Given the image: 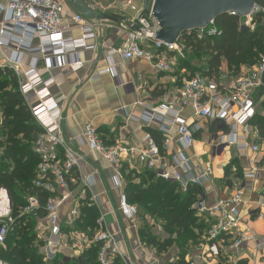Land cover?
<instances>
[{"label": "built area", "instance_id": "built-area-1", "mask_svg": "<svg viewBox=\"0 0 264 264\" xmlns=\"http://www.w3.org/2000/svg\"><path fill=\"white\" fill-rule=\"evenodd\" d=\"M84 1L92 9L101 12L112 7L109 4L104 5V8L102 2H94L98 7L95 8L90 2L92 0ZM105 1L122 3L120 15L126 18L125 24H119L123 31L119 48L109 49L106 56L111 59L116 54L125 61H143L156 73L173 72V55L180 54L186 48V39L202 40L220 35L212 21L203 28L185 32L174 43L161 42L155 39L159 28L150 14L152 0ZM71 11L63 1L57 0H0V12L3 13L0 21V68L11 71L17 79L18 92L32 120L40 129L33 138V151L39 162L31 186L32 189L54 194L46 199L42 208L46 220V226L42 229L48 233L45 239V262L54 258L56 248L62 249L61 255L74 257L90 244H96V264H132L130 257L121 250L118 234L104 229L102 218L97 221L99 230L90 237L77 232L67 235L61 233L62 225L73 227L76 224L83 206L82 203H75L69 208L67 206L74 192L69 180L78 172L81 156L71 151L63 141L60 110L49 92L53 79L44 80L38 65L41 58L45 63V70L69 69L80 64L79 51L97 48L93 42L98 40L100 34L98 21L86 20L73 11L69 14ZM228 15L237 18L239 29L253 31L259 16L264 23V0H256L251 12L245 17H238L235 12ZM75 28L80 32L78 39L68 36ZM34 40L36 46H32ZM3 49L9 50L10 54L5 56ZM28 56L32 60L25 63L24 59ZM114 69L115 65L111 61L108 68L98 72L96 76L110 73ZM263 73L264 56L260 57L250 71L233 79L221 72L212 77L193 75L184 80L166 104L147 108L144 119L147 123L158 126V131L164 137V154L169 153L173 144L172 128L177 142L184 149H191L196 133L202 130L201 122H216L225 129L220 137L217 136V140H220L218 147L233 146L239 151L258 153L260 150L256 142L259 137L250 122L257 111L255 96L262 87ZM137 80H140V76ZM137 105L144 106V102L138 101ZM185 110L190 111V119L199 122L189 123L181 115ZM78 141L105 162L107 170L111 172V188L118 193V212L132 224L137 219V210L128 203L123 192L120 175L122 163L130 164L135 161L142 169L153 171L156 178L175 183L181 192L189 187H201L212 177L210 166L201 168L197 174L193 173L190 158L183 152L173 156V163L169 166L166 156L160 153L149 135L144 137L142 149L126 147L120 142L107 145L92 124H85ZM259 172L264 173V167H253L242 176L233 192L212 204L197 197L193 209L196 216L207 224L200 244L204 258L216 261L227 255L234 262L241 257V248L245 243H253L255 250L260 249L261 242L250 228V219L245 220L241 216V208L246 205L242 193L244 190H252V182L258 179ZM95 176L78 177L77 190L82 199L88 201L87 205L96 207L97 197L90 191L95 183ZM262 192V199L258 202L259 209L264 207V188ZM25 203L20 215H35L41 209L36 195L27 196ZM15 219L10 196L5 189L0 188V248L12 231ZM0 264L6 263L0 259ZM188 264L195 263L191 261Z\"/></svg>", "mask_w": 264, "mask_h": 264}, {"label": "crops", "instance_id": "crops-1", "mask_svg": "<svg viewBox=\"0 0 264 264\" xmlns=\"http://www.w3.org/2000/svg\"><path fill=\"white\" fill-rule=\"evenodd\" d=\"M57 1H63L66 4L65 0ZM1 6H4V2L1 3ZM67 8L71 11L68 6ZM71 13L72 11L69 12V14ZM2 14L0 12V21L3 16ZM98 24L100 26V34L98 40L93 42L97 45V48L95 50L79 51V65L69 69L59 70L52 68L45 70V63L41 58L38 65L40 67V75L44 80L53 79L49 92L50 97L55 100L60 110L63 141L71 151L81 156L79 170L70 179L74 192L72 199L67 202L68 208L75 203L88 204V201L83 200L81 193L77 190L79 188L78 177L95 174V183L92 185L90 191L97 197V206L87 205V207H94L98 213L93 234L99 230L100 227L97 221L102 218L104 229L118 234L121 250L130 257L132 264H188L191 261L195 264H264V207L259 209L258 206V202L262 199L264 188L263 172H259L258 179L252 182L251 191H243L242 198L246 202V205L241 208V216L245 220L250 219V228L256 238L260 240L261 247L259 250H255L253 243H245L241 248V257L234 262L227 255L221 256L216 261L202 256L200 244L203 241L206 230L196 231V243L188 241L189 244L184 248L172 245L163 252H157L154 247L140 241L137 219L132 224L123 219L119 214L117 208L118 193L111 188L109 180L111 172L107 170L105 162L97 154L90 153L86 146L79 143L78 137L80 132L85 124H92L96 128L100 138L107 145L120 142L126 147L142 149L144 137L146 135L151 137L148 130L160 133L156 124L147 123L144 119L146 109L166 104L171 94L181 87V83L178 76L172 73H156L143 61H125L116 54L109 59L106 56V52L109 49L116 50L119 48L123 31L119 24L106 21L98 22ZM68 36L78 39L80 32L75 28L71 30ZM36 45L37 43L34 40L32 46ZM2 53L5 56L10 54L9 50L6 49H3ZM31 60L32 57L29 56L24 59L25 63H29ZM60 60L62 61V59ZM111 61L115 65L114 71L97 77L96 74L108 68ZM138 76H140V80H137ZM11 79H14L15 83H7L6 87L0 90V129L6 119L2 108L3 96L6 93H15V89L18 92V81L12 72L0 68V82L2 83L4 80H8L9 82ZM13 85H15V88ZM138 101H143L144 106L137 105ZM23 105L25 106L24 103ZM16 109L18 108L16 107ZM181 115L185 119H188L189 123L199 122L196 119H190L189 110L183 111ZM36 126L38 125L36 124ZM201 126L202 130L196 133L195 142L191 149H184L177 142L175 130L172 128L171 134L174 140L169 153H167L169 155L164 154V152L160 153L166 156L169 166L173 163V156L176 157L180 152L185 153L190 158L193 173L197 174L201 168L206 166L212 168V162L209 165H205L198 155L201 145L203 146L207 143L205 149L210 152L212 159L220 157L225 149H231L233 156L226 162L225 166L229 165L230 161L233 160L236 167H229L228 174L226 175L225 166L221 171L217 172H214L212 168L211 179L199 187L200 194L197 197L203 198L207 204H212L215 200L233 192L242 176L249 173L253 167H264V141H260V138H258L256 142L260 150L258 153H252L250 150L239 151L233 146H222L220 149L218 147L217 136L220 137L225 132V129L219 127L216 122H201ZM33 138L27 140L20 133L14 139L20 140L21 146L29 145L31 151H33ZM6 139L7 137L4 134L0 156L3 155L4 149L8 144L5 141ZM163 140L162 135L160 142V149L162 151ZM193 156L196 157L194 158ZM124 166H127L129 170H133L138 174L146 171L135 161L130 164L122 163L120 171ZM236 171L239 173L236 174ZM58 192L60 193V191ZM36 223L37 237L43 243L41 251L45 262V239L48 237V233L42 228L46 226V220L45 218L37 219ZM86 249L87 247L82 249L77 256L62 259V261L69 262L73 260L81 264L80 257ZM61 252L62 249L60 247L56 248L55 254L60 253L61 255ZM95 258L93 261L96 264ZM118 264L120 263L118 262Z\"/></svg>", "mask_w": 264, "mask_h": 264}, {"label": "trees", "instance_id": "trees-1", "mask_svg": "<svg viewBox=\"0 0 264 264\" xmlns=\"http://www.w3.org/2000/svg\"><path fill=\"white\" fill-rule=\"evenodd\" d=\"M214 25L220 32L219 36L185 40L186 47L190 48L193 54L207 57V67L200 70L201 75L217 76L222 71V62H225L229 69L237 71L240 65L253 63L264 50V24L261 23V16L256 19L253 31L239 29L237 18L228 14L217 17ZM7 83L13 84L15 81L11 79L9 82L8 80L0 82V90L5 88ZM13 86L15 88V85ZM23 103L16 89L15 93H6L3 96L2 108L6 119L0 129V148L3 146L4 134L9 145L7 144L3 155L0 156V188L8 192L12 203V215L16 219L12 231L0 248V259L6 264H79L73 260L63 262L60 253L55 254L49 263L43 260L41 251L43 243L37 237L36 222L37 219L45 218L42 208L46 199L54 194L32 189L31 183L39 162L38 157L31 151L29 145L21 146L20 140L14 139L20 133L25 139H32L40 131ZM256 103L258 108L250 123L257 130L260 141H264V96L256 100ZM148 132L160 149L161 133L154 130ZM160 151L163 152L162 149ZM229 167L225 166V175L228 174ZM120 172L123 192L128 203L138 206L152 219L163 220L165 222L163 229L169 232V237L162 241H157L151 234L144 235L138 232L142 243L154 247L157 252H163L172 245L184 248L188 241L196 243V237L189 229L192 230L193 227L198 231L207 229L204 221L198 223L199 217L193 209L200 194L199 187H189L185 192H181L175 183L156 178L153 171L146 170L140 173L138 181L131 179L136 172L129 170L127 166ZM29 195L38 197L41 209L35 215H20V210L25 206ZM146 215H142V219ZM97 217L96 209L85 204L80 208L76 224L73 227L62 225L61 230L65 235L70 232H83L90 237L93 235ZM97 250L98 245L90 244L80 257L81 264H95L93 259Z\"/></svg>", "mask_w": 264, "mask_h": 264}, {"label": "water", "instance_id": "water-1", "mask_svg": "<svg viewBox=\"0 0 264 264\" xmlns=\"http://www.w3.org/2000/svg\"><path fill=\"white\" fill-rule=\"evenodd\" d=\"M256 0H152L151 17L159 31L155 39L165 43L176 42L182 34L203 28L217 17L235 12L238 17L247 16ZM68 7L86 20L125 24L126 18L115 13H103L92 9L84 0H66ZM264 96V73L262 87L256 100ZM222 147H220L221 149Z\"/></svg>", "mask_w": 264, "mask_h": 264}, {"label": "rangeland", "instance_id": "rangeland-1", "mask_svg": "<svg viewBox=\"0 0 264 264\" xmlns=\"http://www.w3.org/2000/svg\"><path fill=\"white\" fill-rule=\"evenodd\" d=\"M65 2H66V0H65ZM90 2H92L91 4L95 8H98V7H97L96 3L94 4V2H102L103 6L104 5L107 6V5L111 4V6H112L111 9H105V12H103V13H115L118 15L121 14L122 3H120V2L111 3L110 1L107 2L105 0H92ZM66 4H67V2H66ZM104 8H105V6H104ZM98 12H101V11H98ZM261 23L264 24L262 21H261ZM182 50H181L180 54L173 55V72H172L173 75L178 76L181 85L184 82V80H186L189 76L201 74L200 70H203L207 67V64H206L207 57L206 56L199 55V54H193L192 50H190V48H188V47H186ZM262 56H264V50L261 51V53L256 58V60L253 61V63L242 64L239 66L237 71H235L233 69H229L228 65L225 62H222V66H221L222 71H220V72L225 74V75H228L229 79L239 77L240 75L250 71L252 66H254L258 62L260 57H262ZM219 141L220 140L218 139V143H219ZM205 145L207 147V143ZM205 145H203V146L201 145L200 150H198V155L201 157V161L205 165H209L210 162H212L211 166L213 168V171L214 172L221 171L222 168L225 166L226 162H228L232 158L233 151L231 149H225L220 157H215L214 159H212L210 152L205 149L206 148ZM229 166L235 168L236 164H234V161L231 160ZM236 172H237L236 174L239 173L238 171H236ZM138 175L140 176V174H138L136 172L134 174V176L131 177V179L135 180V181L138 180ZM135 207L137 210V229H138V232H141L140 234H144V235L145 234H151V235H153V237L157 241H161V240L169 237V232H167L163 229V226L165 225V222L163 220L155 219V218L152 219L148 215H146L138 206H135ZM142 215H146L144 217V219H142ZM201 221L202 220L199 218L198 223L200 224ZM197 230L198 229L194 228V227L192 228V230L189 229V231L196 238H197V235H196ZM189 242H191V241H189ZM189 242H187V243L189 244ZM60 258L61 259H68L67 256H60Z\"/></svg>", "mask_w": 264, "mask_h": 264}]
</instances>
